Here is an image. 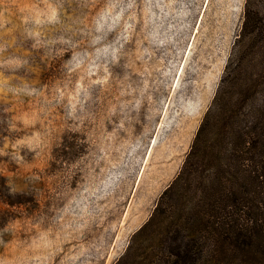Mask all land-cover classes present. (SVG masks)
Segmentation results:
<instances>
[{
  "label": "rangeland",
  "instance_id": "1",
  "mask_svg": "<svg viewBox=\"0 0 264 264\" xmlns=\"http://www.w3.org/2000/svg\"><path fill=\"white\" fill-rule=\"evenodd\" d=\"M244 1L0 0V264H156Z\"/></svg>",
  "mask_w": 264,
  "mask_h": 264
},
{
  "label": "trees",
  "instance_id": "2",
  "mask_svg": "<svg viewBox=\"0 0 264 264\" xmlns=\"http://www.w3.org/2000/svg\"><path fill=\"white\" fill-rule=\"evenodd\" d=\"M237 41L244 55L229 56L178 173L140 227L156 222V264H264V0L244 1Z\"/></svg>",
  "mask_w": 264,
  "mask_h": 264
}]
</instances>
